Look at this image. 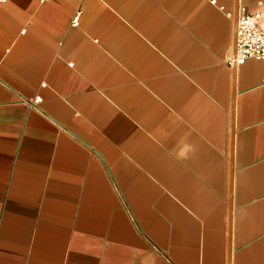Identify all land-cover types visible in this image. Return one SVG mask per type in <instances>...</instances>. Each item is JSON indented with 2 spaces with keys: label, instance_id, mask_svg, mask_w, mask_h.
<instances>
[{
  "label": "crops",
  "instance_id": "1",
  "mask_svg": "<svg viewBox=\"0 0 264 264\" xmlns=\"http://www.w3.org/2000/svg\"><path fill=\"white\" fill-rule=\"evenodd\" d=\"M259 2L0 3V264H264Z\"/></svg>",
  "mask_w": 264,
  "mask_h": 264
},
{
  "label": "built area",
  "instance_id": "2",
  "mask_svg": "<svg viewBox=\"0 0 264 264\" xmlns=\"http://www.w3.org/2000/svg\"><path fill=\"white\" fill-rule=\"evenodd\" d=\"M5 0H0L4 3ZM262 10L250 14L246 7H241L238 18L236 54L230 60L232 66H240L248 60H264V4ZM75 21H78L76 18ZM40 101L36 99L35 102Z\"/></svg>",
  "mask_w": 264,
  "mask_h": 264
},
{
  "label": "clouds",
  "instance_id": "3",
  "mask_svg": "<svg viewBox=\"0 0 264 264\" xmlns=\"http://www.w3.org/2000/svg\"><path fill=\"white\" fill-rule=\"evenodd\" d=\"M187 151H188L187 148L181 150L180 153L178 154V156H179V157H184V156H186Z\"/></svg>",
  "mask_w": 264,
  "mask_h": 264
}]
</instances>
